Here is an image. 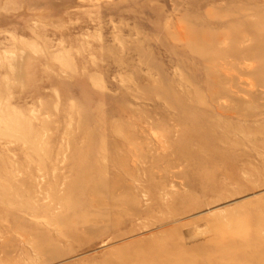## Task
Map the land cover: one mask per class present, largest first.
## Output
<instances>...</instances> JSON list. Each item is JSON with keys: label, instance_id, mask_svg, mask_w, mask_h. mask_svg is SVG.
<instances>
[{"label": "rangeland", "instance_id": "rangeland-1", "mask_svg": "<svg viewBox=\"0 0 264 264\" xmlns=\"http://www.w3.org/2000/svg\"><path fill=\"white\" fill-rule=\"evenodd\" d=\"M260 263L264 0H0V264Z\"/></svg>", "mask_w": 264, "mask_h": 264}, {"label": "bare ground", "instance_id": "bare-ground-1", "mask_svg": "<svg viewBox=\"0 0 264 264\" xmlns=\"http://www.w3.org/2000/svg\"><path fill=\"white\" fill-rule=\"evenodd\" d=\"M9 56H11V55H9ZM11 58H13V57H11ZM260 264H264V263H260Z\"/></svg>", "mask_w": 264, "mask_h": 264}]
</instances>
